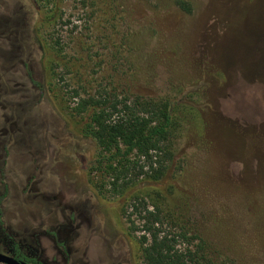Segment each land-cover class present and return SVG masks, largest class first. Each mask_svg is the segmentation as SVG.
<instances>
[{
  "label": "rangeland",
  "instance_id": "374dc122",
  "mask_svg": "<svg viewBox=\"0 0 264 264\" xmlns=\"http://www.w3.org/2000/svg\"><path fill=\"white\" fill-rule=\"evenodd\" d=\"M90 97L175 102L159 180L131 156L112 184L74 112ZM4 146L6 215L58 231L69 264H145L136 196L198 236L201 264H264V0H0V170ZM31 180L48 201L30 204Z\"/></svg>",
  "mask_w": 264,
  "mask_h": 264
},
{
  "label": "trees",
  "instance_id": "16d2710c",
  "mask_svg": "<svg viewBox=\"0 0 264 264\" xmlns=\"http://www.w3.org/2000/svg\"><path fill=\"white\" fill-rule=\"evenodd\" d=\"M181 4L185 6L184 2ZM34 83L42 87L38 81L34 80ZM139 105L142 108L138 109ZM175 105L170 100H149L141 102L136 108L125 102L90 97L81 99L74 112L79 115L88 114L86 133L101 148L102 154L98 163L106 165L105 172L110 175L112 184L115 185L128 174L129 168L136 167L138 161L131 162V156L149 161L150 171L153 172L150 178L155 181L161 178V166L155 167L154 164L155 161L161 164V156L165 153L164 145L171 139L176 115ZM156 156L159 158L155 160ZM149 204L144 197L136 196L130 203L132 212L128 214L133 231L138 227L135 220H132V215H137L140 219L139 228L143 232L140 243L145 264H201V259L205 256H198L200 249L196 250L193 242L198 236H191L184 227L179 228V232H169L164 228L166 218L160 207L155 203L150 207ZM52 234L57 244L67 253L65 242L56 232ZM179 239L184 242L182 248L178 246ZM31 261L43 264L35 259Z\"/></svg>",
  "mask_w": 264,
  "mask_h": 264
},
{
  "label": "flooded vegetation",
  "instance_id": "af4514ba",
  "mask_svg": "<svg viewBox=\"0 0 264 264\" xmlns=\"http://www.w3.org/2000/svg\"><path fill=\"white\" fill-rule=\"evenodd\" d=\"M35 79H32L34 83ZM36 81V80H35ZM37 87L40 86L34 83ZM4 152L6 154V159L4 166L0 170V254L11 257L17 260L20 264H36L31 261V259L38 260L43 264H50L47 259H44L38 254L37 246L38 242L41 240L42 234L49 235L55 241L57 247L62 250L65 254V264H69V251L67 248L66 241L63 240L58 231L56 230H45L43 232L37 231L36 222H31V228L26 230L20 226V217H17V224H12L14 220L6 215L5 202L11 196L10 186L7 183L5 175V164L8 160V147L4 146ZM32 180L24 188V194L26 198L30 201L31 205H36L38 199L46 202L48 201V196L46 194H41L42 192H36L31 189ZM16 211V210H15ZM34 225V226H33ZM52 232H56L59 238L65 242L67 253L57 244L56 238L53 236ZM0 264H9L7 262H0Z\"/></svg>",
  "mask_w": 264,
  "mask_h": 264
},
{
  "label": "water",
  "instance_id": "95a60500",
  "mask_svg": "<svg viewBox=\"0 0 264 264\" xmlns=\"http://www.w3.org/2000/svg\"><path fill=\"white\" fill-rule=\"evenodd\" d=\"M0 262H7L9 264H20L17 260L2 254H0Z\"/></svg>",
  "mask_w": 264,
  "mask_h": 264
}]
</instances>
